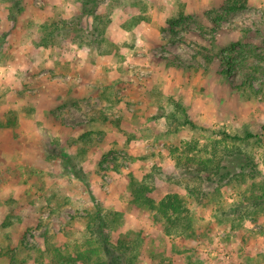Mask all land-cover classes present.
<instances>
[{"label":"rangeland","instance_id":"obj_1","mask_svg":"<svg viewBox=\"0 0 264 264\" xmlns=\"http://www.w3.org/2000/svg\"><path fill=\"white\" fill-rule=\"evenodd\" d=\"M93 4L96 36L80 0H0V264L96 248L88 223H100L97 214L112 243L136 235L138 264H264V199L253 198L264 142L224 134L264 141V74L254 73L264 68V0ZM63 21L72 28L46 45L43 25L62 31ZM222 52L234 53L227 74ZM250 70L256 91L244 85ZM234 145L254 163L225 155L228 170L256 168L203 205L187 185H215L181 171L179 156ZM132 178L156 202L178 189L194 232L169 235L156 210L135 202Z\"/></svg>","mask_w":264,"mask_h":264},{"label":"trees","instance_id":"obj_2","mask_svg":"<svg viewBox=\"0 0 264 264\" xmlns=\"http://www.w3.org/2000/svg\"><path fill=\"white\" fill-rule=\"evenodd\" d=\"M82 2V14L85 16H90L95 21L93 24L94 33H91L93 36H96L97 32L100 30L98 26L99 15L96 14L97 5L92 4V0H80ZM244 7V6H243ZM101 19V18H100ZM102 21V20H100ZM62 31L61 26L58 25L59 23H51V24H44V35H43V42L46 45L52 44V39L58 35H63L64 32L68 33V28H72V25L67 22H62ZM57 33V34H56ZM71 34H66L65 36H69ZM89 37V36H88ZM96 41L88 42V44H92ZM216 57H220L221 61V69L222 73L227 74L228 68L227 65H230L232 59L234 58V53H224L217 55ZM226 65V66H225ZM223 66H225L223 68ZM264 68L258 65L254 68V73L260 72L264 74ZM253 74L252 70L248 72V78L244 82V85L249 88V90L256 91L252 85V81L250 76ZM186 110V109H184ZM106 115V108L105 110H101L99 112V116ZM189 122V121H186ZM191 124V122H190ZM225 134V140H249L251 138L258 139L257 142L263 143V137L259 135H255L249 133L246 137H241L239 135H227ZM189 152L185 154H181L177 160V167L183 171L186 175L192 176L197 180H204L211 185H215L214 189L211 192H207L203 189L200 185H187V190L192 196H196L199 198L198 200L202 202V199L207 198L209 200V196L213 195V199L221 193L222 183L231 178L233 175L236 177L245 176L246 167L252 166V168H256V164L248 165L243 167L241 172H234L232 173L231 170H228L227 165L224 164L225 155L233 156L235 154H244L247 156V159L251 160L252 155L246 153L242 148H237L235 145L232 148L228 147V153H223V155H218L214 153L210 157H198L194 155L192 152L194 151L193 148H189ZM78 174V173H77ZM79 175V174H78ZM81 178V177H80ZM261 188V195L260 196H253L256 199L254 205L258 206L262 204L264 199V183L260 186ZM257 187H253V190H256ZM130 192L134 197L136 203H139L142 206L148 207L151 210H156L157 213L162 218L163 222L166 225V232L169 235L173 234H186L190 236L194 232L193 229V221L192 217L189 214L190 211L186 206L184 198L178 192V189L171 186L170 192L166 194L159 202H156L153 198H151L150 193L152 192L151 187L148 185L146 181H139L135 178L130 180L129 184ZM205 197V198H204ZM203 205L206 203L202 202ZM97 217L100 220V223L95 225V218L90 223H88V229L93 233L92 236L95 240V244L97 245L96 248L82 250L78 249L74 252L71 251H64L57 249L52 253L51 259L48 263L44 264H138V256L140 253V244L136 238V235L133 232L123 233L119 236L115 243H112L110 240V236L107 232L108 226L106 221L97 214ZM192 232V233H191Z\"/></svg>","mask_w":264,"mask_h":264}]
</instances>
